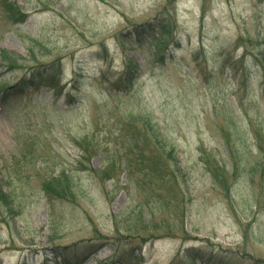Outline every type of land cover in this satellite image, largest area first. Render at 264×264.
<instances>
[{
  "label": "rangeland",
  "instance_id": "1",
  "mask_svg": "<svg viewBox=\"0 0 264 264\" xmlns=\"http://www.w3.org/2000/svg\"><path fill=\"white\" fill-rule=\"evenodd\" d=\"M0 187V264H264V0H0Z\"/></svg>",
  "mask_w": 264,
  "mask_h": 264
},
{
  "label": "trees",
  "instance_id": "2",
  "mask_svg": "<svg viewBox=\"0 0 264 264\" xmlns=\"http://www.w3.org/2000/svg\"><path fill=\"white\" fill-rule=\"evenodd\" d=\"M3 2L7 3V1H3ZM7 11L9 12V14L13 18V20L16 21V22L24 21V19L27 18V14L24 11H21L18 7H16V4H14V3H9L8 4ZM174 22H175L174 19L173 20L171 19L170 23H168L166 25H163L161 29L163 31H166L167 33H170V29L169 28H173L172 24ZM151 25H152V23H151ZM156 25L157 24L155 23V25H153V26H156ZM160 44H162V43H160ZM137 75H138V73L135 72L133 69H131L129 67L128 70L123 74V76L120 77L119 82H120L121 86L122 85L126 86V88L129 85L132 86L134 84V81L138 78ZM44 82H48V84H50V85L52 84L51 81L50 82L48 81V78ZM44 82H43V84H44ZM20 83H22L21 89H23L26 85H29V86L34 85V83L31 80H27V78H22ZM139 133L141 135H144V136H147V137H151L150 139H147L148 143H150L151 145H154V146H158L161 151L163 150L164 154L167 153L168 155H170L169 157L173 158L174 153H175V147H170L169 145L168 146L170 148L166 147V143H164L166 141L165 140L162 141L161 138H160V136L161 137L163 136V132H162L161 128L159 126H157V124H154V123L146 124L141 129V131L139 130ZM256 134H257V136L260 135L259 132H257ZM170 153H172V155ZM167 159H169L168 156H167ZM168 173L169 174H173L174 172L173 171H168ZM60 195H62V194H60ZM4 197H5V194L3 196L2 189L0 187V198H4ZM192 250H194V249H191L189 251V254H190V252ZM197 253H198V250H195L194 253L192 254V256H189L188 259L185 260V263H187V264H196V260L198 258ZM203 257H201L199 259H202ZM181 263L182 262H180V261L179 262H177V261L173 262V264H181Z\"/></svg>",
  "mask_w": 264,
  "mask_h": 264
}]
</instances>
